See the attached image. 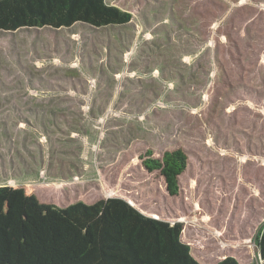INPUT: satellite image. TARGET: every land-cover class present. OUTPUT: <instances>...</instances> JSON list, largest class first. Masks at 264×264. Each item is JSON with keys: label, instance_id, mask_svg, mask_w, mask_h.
Instances as JSON below:
<instances>
[{"label": "rangeland", "instance_id": "1", "mask_svg": "<svg viewBox=\"0 0 264 264\" xmlns=\"http://www.w3.org/2000/svg\"><path fill=\"white\" fill-rule=\"evenodd\" d=\"M123 25L0 30V184L126 198L201 264H262L264 0H107ZM182 149L181 191L149 157Z\"/></svg>", "mask_w": 264, "mask_h": 264}, {"label": "trees", "instance_id": "2", "mask_svg": "<svg viewBox=\"0 0 264 264\" xmlns=\"http://www.w3.org/2000/svg\"><path fill=\"white\" fill-rule=\"evenodd\" d=\"M133 18L107 0H0V30L25 27L123 25ZM144 158L159 170L170 195L181 191L184 150ZM184 224L147 214L126 198L111 196L67 206L40 202L29 185L0 184V264H201L182 238ZM257 246L264 264V224ZM215 264H242L226 256ZM245 264H256L254 262Z\"/></svg>", "mask_w": 264, "mask_h": 264}, {"label": "water", "instance_id": "3", "mask_svg": "<svg viewBox=\"0 0 264 264\" xmlns=\"http://www.w3.org/2000/svg\"><path fill=\"white\" fill-rule=\"evenodd\" d=\"M260 257H262V256H260Z\"/></svg>", "mask_w": 264, "mask_h": 264}]
</instances>
